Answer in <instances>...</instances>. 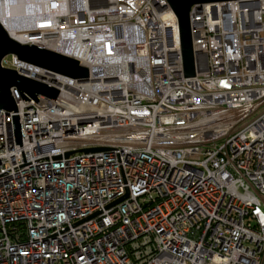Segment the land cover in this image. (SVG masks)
<instances>
[{
    "label": "built area",
    "instance_id": "obj_1",
    "mask_svg": "<svg viewBox=\"0 0 264 264\" xmlns=\"http://www.w3.org/2000/svg\"><path fill=\"white\" fill-rule=\"evenodd\" d=\"M0 21L89 70L2 60L60 91L11 89L22 148L0 110V264H264V0L192 8L194 77L167 0H0Z\"/></svg>",
    "mask_w": 264,
    "mask_h": 264
},
{
    "label": "water",
    "instance_id": "obj_2",
    "mask_svg": "<svg viewBox=\"0 0 264 264\" xmlns=\"http://www.w3.org/2000/svg\"><path fill=\"white\" fill-rule=\"evenodd\" d=\"M174 11L179 25L180 42L183 56L184 76L194 77L195 51L191 31V10L194 6H202L207 3L227 2L235 0H167ZM242 1V0H240ZM9 54H16L18 59L35 64L39 67L64 74L72 78L87 79L89 70L80 65V61L53 52L44 47L34 44H21L10 36L7 29L0 21V110L7 114L12 113L16 144H22L21 124L16 101L12 95V88H16L23 100H30L25 96L33 98L38 102V95L50 99H56L59 95L57 88L38 80L20 75L16 70L2 67V60ZM99 149H87V151ZM123 197L122 199H124ZM120 199V200H122ZM119 200V201H120Z\"/></svg>",
    "mask_w": 264,
    "mask_h": 264
},
{
    "label": "bare ground",
    "instance_id": "obj_3",
    "mask_svg": "<svg viewBox=\"0 0 264 264\" xmlns=\"http://www.w3.org/2000/svg\"><path fill=\"white\" fill-rule=\"evenodd\" d=\"M24 11L25 10L21 6V4L19 3L11 4V7H8L4 11V16H5L4 19L6 21L4 20L3 22L7 23L8 20H11V17L13 21H17Z\"/></svg>",
    "mask_w": 264,
    "mask_h": 264
}]
</instances>
